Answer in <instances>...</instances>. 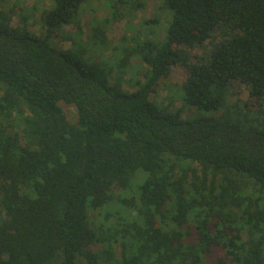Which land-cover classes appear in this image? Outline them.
I'll return each instance as SVG.
<instances>
[{
  "label": "trees",
  "instance_id": "obj_1",
  "mask_svg": "<svg viewBox=\"0 0 264 264\" xmlns=\"http://www.w3.org/2000/svg\"><path fill=\"white\" fill-rule=\"evenodd\" d=\"M12 1L0 0V264H202L217 251L216 264H264V0H164L117 43L111 18L86 33L88 0H51L44 35L38 8ZM147 1L108 3L118 20L119 4ZM206 43L193 62L184 45ZM175 66L180 107L152 100ZM236 83L247 100L231 101Z\"/></svg>",
  "mask_w": 264,
  "mask_h": 264
},
{
  "label": "rangeland",
  "instance_id": "obj_2",
  "mask_svg": "<svg viewBox=\"0 0 264 264\" xmlns=\"http://www.w3.org/2000/svg\"><path fill=\"white\" fill-rule=\"evenodd\" d=\"M12 2L17 3L20 7L31 8L36 6L38 9L36 11L37 18L39 21L33 25V30L38 32L39 34H45V30L43 28V24L40 22V16L43 10H49L53 6V2L51 0H13ZM164 0H148L146 4V8L144 11L134 13L130 8H128L125 4H119L118 10L124 14V18L113 19V10L110 7V3L108 0H88V2L83 6V18L85 27L89 24H97L100 21H104L105 18H111L110 25L107 28V35L110 39L113 40L114 43H117L123 34H126L132 27H128L129 23L136 24L141 17L145 16L146 19L152 18L155 14H157L158 9L162 8ZM19 10H15L13 12V22L12 25L15 27L18 24L19 20ZM86 33L89 32L88 27L86 28ZM60 36H64L66 33H74L75 29L72 26H66L59 30ZM83 38H86L83 35ZM54 43L56 46L63 48H69L71 45L69 42H62L61 38L58 37L54 39ZM197 45L195 47H190L188 45H184V49L187 50L191 56V60L193 62H198L203 57H207L210 53V46L207 45ZM107 55H110L107 53ZM99 60L102 58L97 56ZM133 75H136L138 79L143 80L142 74L140 70L143 66L141 60L134 57L133 58ZM187 79V71L181 66L173 67L169 76L164 77L159 82L156 90L152 95V100L156 101L159 104L168 105L171 99L175 100L176 106L180 107V94L176 90V86L182 85ZM128 90L134 91L127 87ZM232 91L235 93V96L231 99V101L236 103L238 99L247 100L248 99V89L242 85L241 83H236L233 85ZM64 111L72 122H77V109L75 105H68L65 103H61ZM193 113V109H185L182 112L183 118L191 116ZM94 213L91 215L93 216ZM94 252L101 249L100 246H92ZM219 251L215 252L214 255L210 257H206L202 264H216L218 257L220 256ZM119 252H117V255Z\"/></svg>",
  "mask_w": 264,
  "mask_h": 264
}]
</instances>
